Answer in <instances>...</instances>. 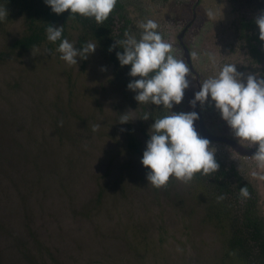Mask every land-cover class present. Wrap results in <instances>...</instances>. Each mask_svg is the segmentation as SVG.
<instances>
[{"label": "rangeland", "instance_id": "374dc122", "mask_svg": "<svg viewBox=\"0 0 264 264\" xmlns=\"http://www.w3.org/2000/svg\"><path fill=\"white\" fill-rule=\"evenodd\" d=\"M119 1L130 21L129 33L133 38L139 39L140 24L151 19L157 23L163 39L172 44V53L177 58L184 59L180 43L186 45L199 83L218 74L229 63L235 64L245 77L248 74L264 77V57L254 58L243 49L237 24L246 17L256 27L254 20L264 10V0ZM24 5L0 6L7 11L0 19V94L7 95L0 99V183L8 181L10 185L0 187V220L16 224L26 244V248L18 246L19 250L6 254V241L10 243L11 238L1 235L0 250L4 252L1 263L228 264L221 259L220 237L212 226L204 223V205L192 201L196 195L193 182L170 177L168 187L148 184V170L125 139L127 126L144 146L148 133L151 134V122L143 123L139 107L128 98L135 93L123 96L117 87H111L108 82L111 69L97 58L91 59L92 55L78 59L77 65H69L48 43L29 50L15 49L13 43L29 29L30 12ZM209 11L213 12L211 17ZM68 35L74 44L76 32L69 29ZM261 53L264 55V47ZM189 80L190 87L185 90L182 103L172 109L175 112L193 111L190 101L199 89L191 71ZM37 94H43L45 101L35 114L31 111L32 99H38L36 105L42 100ZM54 106L65 113L55 112ZM199 110L211 134L237 141L213 105H199ZM125 113L129 121L121 123V115ZM34 115L36 119H28ZM194 127L200 134L197 121ZM68 129L84 142L79 149L85 152L83 156H87L88 163L85 166L68 163L67 169L74 171L73 179L66 186L55 180L47 185L49 189L57 185L51 188L55 193L51 197H42L35 182L20 184L19 173L26 164L31 170L26 177L36 175L34 156L40 153L39 143L49 151L64 147ZM57 133L62 138H57ZM210 142L215 159L225 167L234 166L241 178L260 194L258 207L264 216V180L252 175L264 174V169H257L252 158L238 155L223 142ZM238 143L256 149L248 142ZM100 191L103 195L95 204ZM60 214H67L63 220L66 238L57 227L55 218ZM28 220L35 229L52 227L55 234L49 237L44 232L42 241L34 231L27 232ZM53 239L59 242L54 243ZM21 248L29 249L27 259L20 255Z\"/></svg>", "mask_w": 264, "mask_h": 264}, {"label": "clouds", "instance_id": "9594fccd", "mask_svg": "<svg viewBox=\"0 0 264 264\" xmlns=\"http://www.w3.org/2000/svg\"><path fill=\"white\" fill-rule=\"evenodd\" d=\"M44 3L56 15L68 11L69 16L92 18L97 24H102L113 12L117 0H44ZM6 14L5 7H0V19ZM208 15L211 17L213 12L209 11ZM254 22L259 29V39L264 42V10L255 17ZM140 28L139 39L126 31L125 39L115 41L113 47L122 49L116 51L119 65L130 66L128 75L132 79L126 87L135 93V101L168 109L167 114L154 119L150 125L151 134L148 133L140 160L148 170V184L159 188L165 186L170 177L188 182L195 174L216 172L219 165L214 148L194 127V122L199 118L198 112L172 110L174 105L182 103L185 90L190 87L189 64L172 53V44L163 39L154 20L141 23ZM62 33L63 26L48 25L46 29L47 40L52 43L59 41V58L69 65H77L78 59H87L98 47L91 41L76 47L67 38H62ZM113 47L109 48V52ZM209 59L212 57L209 56ZM197 103L201 107L213 105L237 142L255 145L256 151L251 158L256 162L257 169H264V77L259 74L245 77L237 71L235 64H225L218 74L200 83L199 91L195 92L190 105L195 109ZM148 119L149 114L146 113L143 120ZM121 121H129L127 113L121 115ZM252 175L264 180V174L253 172ZM240 194L249 196L247 186L240 188Z\"/></svg>", "mask_w": 264, "mask_h": 264}, {"label": "trees", "instance_id": "16d2710c", "mask_svg": "<svg viewBox=\"0 0 264 264\" xmlns=\"http://www.w3.org/2000/svg\"><path fill=\"white\" fill-rule=\"evenodd\" d=\"M23 3L25 4L24 7H27L30 12L28 20L29 29L24 37L13 43L15 49L29 50L39 45H47L48 43L54 51H57L59 41L52 43L47 40L46 29L48 25L55 27L63 26L62 38L67 39H70L68 30L71 29L76 32L74 46L80 47L87 41L97 44L98 47L94 54H91L92 56L90 58H97L106 67L111 69V78L108 80L109 85L111 84V87H117L123 96L131 94V91L126 87L128 82L132 79V77L128 75L130 66L121 67L119 65V62L116 59V51H122V49L113 47L115 41L119 42L125 39L124 33L126 31L129 33L130 21H128V19L125 20L122 15H118L117 13L118 10L122 8V4L119 3L118 0L113 12L109 15V18L102 24H97L92 18L81 17L79 15H76L75 17L69 16L70 14L68 11L56 15L45 5L44 0H0V5L7 4L19 6ZM118 23L121 24L120 27H118ZM239 30V37L245 39V42H247L248 47L254 55L253 57L255 58L256 55L264 57L261 53V48L264 47V42L260 41L259 29L257 26L255 27L253 25L251 19L241 22V28ZM110 47H113L111 52H109ZM57 53L59 52L57 51ZM82 62L85 63L86 61L82 60ZM37 95L41 97L42 100L37 101L39 104L36 105L35 100L38 99L33 97L32 103L34 108H32L31 111L35 114L40 112L39 106L42 109L41 103L45 101L42 97L43 94ZM6 96L7 95L0 94V99L5 98ZM128 98L139 107L140 113L138 114H141L143 123L145 122L147 124L148 122H151L152 124L154 119L167 114L168 109H163L162 107L154 106L150 103L138 104L134 97L130 98V96H128ZM54 107L53 109L56 110L55 112H59L61 115L65 113L61 108L58 109V107ZM146 113L149 114V119L143 120ZM36 118L37 115H34L30 116L28 119L34 120ZM93 123L94 122H92V124ZM138 124H141V120ZM82 126H85V124H82ZM124 129H126V127ZM55 132H58V130H55ZM77 136V134L73 135L72 131H69V129L66 130L64 138L65 140L67 139V142L64 147L59 146L55 148L51 142H49L53 147L50 151L49 149L44 150L39 143L38 136L36 143H39L40 153L39 155L34 156V164L37 167V172L35 171L36 175L34 176L32 174L31 176L26 177V174L31 172L27 167L28 164H26L19 173L20 184L25 181L29 184L35 182L42 197H51L52 195H55V193L51 191V188L57 185H53L50 189L49 186H47L54 180L55 183L61 184V182H63L64 186H66V184L68 185V181L71 182L73 179L74 171H71L72 169H67L66 165L70 163L71 165L85 166L86 163H88L87 156H83L85 152L80 150L82 148L81 145L85 144L83 141L81 142L77 140ZM56 137L62 138L59 133H57ZM125 137L126 142L128 141L129 143V149L141 159L145 146L137 140L136 135L130 131L129 126H127ZM41 142L48 143V141L43 140H41ZM217 163L219 168L216 172H212L208 175L195 174L191 179L193 187L196 189V195L192 201L195 203L197 200L204 205V223L212 226V229L217 232L218 237L221 239L223 248V251L221 252L222 262L228 264H264V216L258 207L257 193L248 181L241 178L234 169V166L228 168L225 167L224 164H220L219 161H217ZM22 176H24V178L20 180ZM1 177L2 175L0 173V178ZM5 183L10 186L8 181H4V184L0 183L2 184L0 186L2 189H4L3 185H5ZM243 186H247L249 192L248 197H243L240 194V188ZM164 187H168L167 184ZM102 195V191L97 194L98 199H95V204L100 202ZM220 197H222V199H220ZM181 200L185 202L184 198H181ZM22 207H26V205H22ZM66 215L67 214H60L55 218L58 223L57 227H59L64 238H66L64 231L66 225L63 223V220H65L64 217ZM27 216H29L28 211ZM15 225L16 224L4 223L0 220V236L5 235L7 239H9V237L11 238L10 243L6 241L7 246L4 248L6 254L9 250L12 252L16 249L19 250L20 247L18 248V246H24V248H26V244H24L22 240L24 239V236L21 233V230L15 227ZM25 227L28 229L27 232L34 231L36 236L38 235L42 241L45 239L44 232H48L49 237L55 234L53 233L54 229L52 230V227L35 229L30 220H28V225ZM53 242L57 243L59 241L53 239ZM0 249L2 248L0 247ZM28 251L29 249L25 250L21 248L20 255L26 258ZM1 253L3 254L4 252L0 250V256ZM34 263L43 264L38 261ZM0 264H2L1 261Z\"/></svg>", "mask_w": 264, "mask_h": 264}, {"label": "water", "instance_id": "95a60500", "mask_svg": "<svg viewBox=\"0 0 264 264\" xmlns=\"http://www.w3.org/2000/svg\"><path fill=\"white\" fill-rule=\"evenodd\" d=\"M179 39H181L180 36H179ZM185 56H186V61L190 65L187 50H185ZM190 67H191V65H190ZM192 72L195 74L194 71H192ZM197 83H198V86H200L199 85V79L197 80ZM198 105H199V103H197V106L195 107V111H197L199 114V118H198V126H199V133H200L199 135L207 138L209 141L223 142L224 144L228 145L230 148H232L236 153H238L241 156H251L256 151V150L249 149V148L242 146L241 144L232 140L231 138L213 135L209 131H207L205 128V125L203 124V121L201 119V114L198 110Z\"/></svg>", "mask_w": 264, "mask_h": 264}, {"label": "flooded vegetation", "instance_id": "af4514ba", "mask_svg": "<svg viewBox=\"0 0 264 264\" xmlns=\"http://www.w3.org/2000/svg\"><path fill=\"white\" fill-rule=\"evenodd\" d=\"M118 2L120 3V1L118 0ZM0 6H7V4H1ZM234 7V6H233ZM7 8H9V6H7ZM123 6H122V8L120 9V10H118V15L120 14V15H122V17L125 19V20H127V17H124L125 15V13H124V11H123ZM236 8H233V10L234 11H236V12H238V10H235ZM238 17V16H237ZM193 18V17H192ZM250 20V19H249ZM243 21H248V19L246 18V17H242L239 21H238V28L240 29L241 28V22H243ZM247 23V22H246ZM184 30V29H183ZM183 30H182V33H183ZM182 33H181V35H182ZM181 35H180V38H181ZM239 35H240V33H239ZM239 35H238V37H239ZM240 39H242L243 40V49H245L246 50V52H248V53H250V54H252V56H254L253 55V53H252V51L250 50V48L248 47V44H247V42H245V39L244 38H241V37H239ZM178 41H180L181 42V39H179V37H178ZM180 45H181V47H182V49H183V53H184V55H183V57H184V59H185V61H186V56H185V50H187V54H188V58H189V62H190V65H191V67H190V65H189V67H190V71L192 72V71H194L195 72V78H196V84H197V88L199 89V86H198V83H197V80H198V75H197V72L193 69V63H192V59H191V54H190V51H189V49L186 47V45L184 44V45H182L181 43H180ZM246 48H248V49H246ZM187 62V61H186ZM188 63V62H187ZM189 64V63H188ZM199 85H200V83H199ZM194 111H195V109H193ZM198 110H199V105H198ZM199 112H200V110H199ZM200 114H201V112H200ZM201 119H202V115H201ZM202 121H203V119H202ZM197 124H198V120H197ZM206 128V127H205ZM198 130H199V126H198ZM207 130V129H206ZM208 131V130H207ZM232 140H234V139H232ZM235 141V140H234ZM237 142V141H236ZM240 144V143H239ZM243 146V145H242ZM245 147V146H244ZM247 148V147H246ZM232 149V148H231ZM249 149H251V148H249ZM253 150H256V149H253ZM238 154V153H237ZM239 155V154H238ZM244 157H248V158H251V156H244ZM255 189V188H254ZM255 191H256V193H257V197H258V205L260 204V200H259V195L260 194H258V192H257V190L255 189Z\"/></svg>", "mask_w": 264, "mask_h": 264}]
</instances>
